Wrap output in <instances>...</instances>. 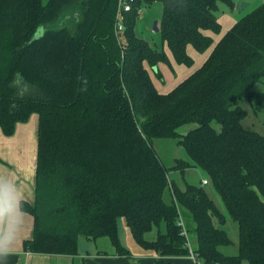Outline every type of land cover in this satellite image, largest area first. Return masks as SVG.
Segmentation results:
<instances>
[{
	"label": "trees",
	"instance_id": "16d2710c",
	"mask_svg": "<svg viewBox=\"0 0 264 264\" xmlns=\"http://www.w3.org/2000/svg\"><path fill=\"white\" fill-rule=\"evenodd\" d=\"M155 2L161 40L187 67V47L203 53L213 44L203 32H220L218 4L233 8L232 0H132L116 31L118 0H0V131L11 136L17 123L38 116L34 199L18 205L33 220L23 250L73 257L80 237L107 238L117 256L130 257L117 231L124 218L143 251L187 256L181 209L194 225L190 247L204 264H264V136L242 127L247 113L235 103L246 98L264 110V93L251 90L264 79V3L162 94L144 64L167 57L134 29L141 9ZM192 122L194 129L178 133ZM155 138H177L183 147L188 160L172 169L205 171L237 224L236 255L221 251L231 241L203 186L181 190L168 180ZM153 228L156 239L147 241Z\"/></svg>",
	"mask_w": 264,
	"mask_h": 264
},
{
	"label": "rangeland",
	"instance_id": "374dc122",
	"mask_svg": "<svg viewBox=\"0 0 264 264\" xmlns=\"http://www.w3.org/2000/svg\"><path fill=\"white\" fill-rule=\"evenodd\" d=\"M48 0H42V4H46ZM233 8L230 9L226 5L219 3L218 9L215 12L217 19L221 25L220 32L218 34L211 33L213 44L218 41V38L226 32L227 24L230 23V20L237 22L243 16L250 13L256 7L262 4L261 0H232ZM245 4L242 8L241 5ZM162 15V6L161 3L155 2L148 7H143L140 11L139 18L135 24V34L141 40L147 42L152 48L157 49L165 53L168 63H157L155 67H150L147 63L144 64L146 71L148 72L152 84L157 92L165 94L170 92L177 84L189 76L194 70L201 66L199 60L202 58V55L208 50H212L211 46L207 51L203 53L197 52L191 46L187 47V54L193 60V64L190 67L185 65L177 64L166 44L162 42L160 33L153 30V23L159 21ZM43 29L41 30V32ZM40 32H37L39 35ZM219 38V39H220ZM212 44V45H213ZM252 91L264 93V79L256 82L252 88ZM236 105L241 109L245 110L247 115L241 121V125L244 129L253 131L261 136H264V110L255 111L252 103L243 98L241 100L235 101ZM196 123H188L181 126L178 129L180 135L186 134L188 131L194 129ZM215 128L218 129V126L215 125ZM177 138H155L152 140V147L156 152L157 157L161 161L162 165L167 169V178L174 184L177 188L184 190L186 185H194L199 187L201 180L205 179L208 181V185L204 186L208 197L213 201L217 209L223 214L224 219L220 221L219 227L223 229L231 244L226 247H222L221 251L224 255H236L238 250V231L237 224L233 222L228 216L226 209L218 196V194L213 189L207 174L199 167H190L187 169L174 170L172 167L175 165L176 160H188V157L183 149V147L177 144ZM168 201V199H167ZM180 215L184 220L185 228L187 229V237L190 241V245L195 247L196 238L194 225L191 222L187 213L183 212L180 209ZM163 227H161V231ZM117 231L119 234L120 242L131 253H135L136 250L143 252V250L134 242L131 237L130 231L126 226L125 219L119 218L117 220ZM157 229L153 228L149 233L145 235L147 241H153L157 236ZM81 250L83 249V244H96L99 245L101 242L106 244H111L107 238H99L96 241H87L83 237L79 238ZM112 246V245H111ZM79 247V249H80ZM149 254L154 255L151 252ZM247 264V263H244Z\"/></svg>",
	"mask_w": 264,
	"mask_h": 264
},
{
	"label": "crops",
	"instance_id": "0c3cea01",
	"mask_svg": "<svg viewBox=\"0 0 264 264\" xmlns=\"http://www.w3.org/2000/svg\"><path fill=\"white\" fill-rule=\"evenodd\" d=\"M235 23L230 20L227 27L230 29ZM209 32L203 34L212 38ZM210 52L211 49L202 55L201 64ZM37 124L38 116L32 114L25 123L16 124L11 136L0 131V264H193L188 256L160 257L138 250L129 251L130 257H119L105 242L83 244L82 250L78 242V253L73 257L25 252L23 242L31 238L33 220L18 205L20 201L32 203L34 199Z\"/></svg>",
	"mask_w": 264,
	"mask_h": 264
},
{
	"label": "built area",
	"instance_id": "2783aa9c",
	"mask_svg": "<svg viewBox=\"0 0 264 264\" xmlns=\"http://www.w3.org/2000/svg\"><path fill=\"white\" fill-rule=\"evenodd\" d=\"M132 0H118V12H117V24H116V31H122L123 27L121 24V11H128L129 10V4L128 2H131ZM262 3H264V0H261ZM201 185L205 186L208 185V181L207 180H202L201 181ZM177 225L180 226L182 228V233L183 235L186 237L187 239V243L186 245L189 248V253H188V258L192 261L193 264H204L202 259H200L198 257V255L192 251L190 244H189V240L187 237V229L185 228V224H184V220L180 215L179 212V219L177 221Z\"/></svg>",
	"mask_w": 264,
	"mask_h": 264
},
{
	"label": "water",
	"instance_id": "95a60500",
	"mask_svg": "<svg viewBox=\"0 0 264 264\" xmlns=\"http://www.w3.org/2000/svg\"><path fill=\"white\" fill-rule=\"evenodd\" d=\"M244 6H245V4H242V5H241L242 8H243ZM41 30H42V28L38 29V30L35 32V35H34L33 39H38V38L42 35V32H43V31L41 32ZM153 30H154L155 32H158V31H159L157 22H154V23H153ZM37 32H40L39 35L37 34ZM189 197L191 198V196H189Z\"/></svg>",
	"mask_w": 264,
	"mask_h": 264
}]
</instances>
